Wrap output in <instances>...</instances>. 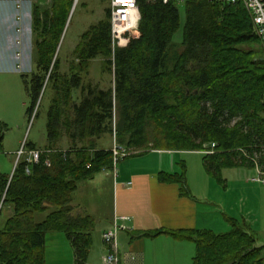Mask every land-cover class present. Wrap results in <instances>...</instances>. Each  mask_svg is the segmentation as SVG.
I'll list each match as a JSON object with an SVG mask.
<instances>
[{"label": "trees", "instance_id": "obj_1", "mask_svg": "<svg viewBox=\"0 0 264 264\" xmlns=\"http://www.w3.org/2000/svg\"><path fill=\"white\" fill-rule=\"evenodd\" d=\"M137 5L138 36L127 47L112 50L108 8L104 19L81 35L73 51L78 62L64 75L58 47L72 1L34 7L36 67L25 81L32 102L27 113L42 91L52 90L47 144L41 148L50 152L29 166V174L24 162L11 177L0 174V213L9 214L0 227V264H45L46 236L55 232L66 236L75 264L86 263L94 220L74 216L71 202L79 183L113 170L111 150L99 146L113 131L127 153L122 159L149 150H211L203 165L218 181L223 169L256 163L264 171V50L243 4L184 3L179 43L172 40L180 28L178 4L137 0ZM98 57L113 74V88L81 83L79 72ZM77 90L80 100L74 102ZM64 141L67 147L60 148ZM27 149L37 147L27 144ZM179 163L178 172L159 173L158 179L179 184L180 195L187 196L186 167ZM160 234L192 242V264H264V245L237 220L225 233L158 229L135 236Z\"/></svg>", "mask_w": 264, "mask_h": 264}, {"label": "crops", "instance_id": "obj_2", "mask_svg": "<svg viewBox=\"0 0 264 264\" xmlns=\"http://www.w3.org/2000/svg\"><path fill=\"white\" fill-rule=\"evenodd\" d=\"M50 5L51 0H0V64L6 59H22L27 51H35L36 35L32 30V13L34 7L45 10ZM63 145L67 146V143L64 141ZM37 149L41 148L37 147ZM1 150L3 151V148ZM181 154L188 156L189 162L192 163V169L190 170L188 165L185 172L189 191L187 196L180 195L179 184L160 182L158 179L159 173L178 172L177 163L182 160L179 159ZM11 155H14V151L9 149L5 155H0V174L8 176ZM204 155L203 152L198 151L149 150L139 159L123 160V163L118 165L116 173L112 170H103L91 179L79 183L71 202L72 214L90 216L94 220V229L91 234L92 245L85 264H99L102 256L108 253V247L103 242L102 235L112 231L115 224L124 227L123 230L119 229L116 232L119 264L188 263L191 254L195 251L192 242L176 240L165 234L153 238L135 235L158 229L214 231V228L208 226L207 219L203 217V214L209 211L207 205L214 202L203 201V198H200L201 202H199L191 195L198 192L199 187L201 189V187L213 186V180L203 165ZM134 162H141L143 165L138 166ZM225 180L227 182V177L223 176L222 181L218 182L227 190L229 184H226ZM88 182L99 186L106 184L110 195L109 213L105 220L98 224L92 214L95 210L94 205L90 204L87 207L84 204L85 191H82V188ZM199 205L204 207L201 209ZM229 206L226 208L227 213L222 214V220L217 221L223 229H230V222L237 220L253 235L264 232L256 227L257 223L253 224L249 221L251 218L246 220L233 216L234 208L231 204ZM95 231L97 238L94 237Z\"/></svg>", "mask_w": 264, "mask_h": 264}, {"label": "rangeland", "instance_id": "obj_3", "mask_svg": "<svg viewBox=\"0 0 264 264\" xmlns=\"http://www.w3.org/2000/svg\"><path fill=\"white\" fill-rule=\"evenodd\" d=\"M178 7L180 10V28L173 36L172 40L175 43L181 42L182 27L185 21L183 4H178ZM108 8L109 3L107 0H80L77 2L71 12L58 48V56L60 58L59 72L61 75L68 74L69 65L78 62L73 51L79 43L81 35L92 26L97 25L100 20H103ZM35 62L36 55L35 51L32 50L27 51L22 59H6L0 64V137L3 148V151L1 150L2 148L0 149V155H5L8 149L14 151V155L10 156L11 164L8 173L10 177L16 163L17 152L21 148L26 150L27 144L31 143L43 148L47 142V114L52 104V90L42 91L31 114L27 113L32 102L26 90L25 81H30L35 71ZM102 63V58L98 57L89 62L86 70L79 72L81 83L84 87L90 85L103 90L110 87L113 88V74L103 70ZM73 100L74 102H79L80 92L78 90L74 92ZM99 146L111 150L113 147L112 136L103 137L102 142H99ZM61 147L66 148L67 146L61 144ZM141 155L143 154L119 159L115 171L117 172L118 165L123 163V160L139 159ZM179 159H182L179 161L184 162L182 164L185 167L189 165L190 170L192 169V163L189 162L188 156L181 154ZM134 163L138 166L143 165L141 162ZM177 165H180V163ZM179 167H177L178 171ZM223 170L226 171L223 172ZM223 170L220 176L221 179H223V176L227 177V182L225 180L226 184H229L227 190L223 185L220 186L218 180L212 178L213 186H205L201 187V189L199 187L198 192L191 194L199 202H201L200 198H203V201L214 202L207 205L209 211L206 212L207 214H203V217L209 222L208 226L214 228L213 232L215 233L227 232L229 228L223 229L220 224H217V221L222 220V214L226 212V208L231 204L234 208L233 216L246 220L251 218V220L249 219L250 222L253 224L257 223L256 227L264 230V184L252 182L253 179L259 178L257 170L248 167H235ZM90 183L92 182H88L82 188V191H85L84 204L87 207L90 204L94 205L95 210L92 214L98 224L100 221H104L109 213L110 195L107 192L106 184L99 186ZM203 207L204 205H199V208L202 209ZM46 214L47 212L36 214L35 221L41 222ZM8 215L7 210L3 209L0 213V225L3 224ZM94 235L97 238L96 231ZM254 236L259 245H264V232L256 233ZM45 246V264H73V248L63 233L47 234ZM193 256L194 251L191 254V259L185 264H192ZM99 264H102V262Z\"/></svg>", "mask_w": 264, "mask_h": 264}, {"label": "built area", "instance_id": "obj_4", "mask_svg": "<svg viewBox=\"0 0 264 264\" xmlns=\"http://www.w3.org/2000/svg\"><path fill=\"white\" fill-rule=\"evenodd\" d=\"M75 5L80 0H72ZM109 3L110 12V37L112 50L116 48H125L128 46L131 39L138 36V24L140 14L138 10L137 0H107ZM173 1L175 4H184L194 2L196 0H162L163 3ZM210 3L220 4H234L240 1L250 15L254 32L258 36L261 46L264 50V2L262 0H207ZM262 101L264 103V92ZM113 147L112 152V166L115 172V167L119 159L127 155L126 151L119 146L115 141V133H112ZM207 149V147L205 146ZM50 151L42 149H24L21 148L17 152L16 163H26L25 173L29 174V166L37 164L43 154H48ZM204 154H211L212 151L205 150ZM44 165L49 166L50 163L47 159L44 160ZM254 168L257 170L259 178L253 179L252 182L264 184V171H262L255 163ZM124 227H119L116 224L112 231L103 233L102 240L108 247V253L102 256V264H119L120 257L116 245V232Z\"/></svg>", "mask_w": 264, "mask_h": 264}, {"label": "water", "instance_id": "obj_5", "mask_svg": "<svg viewBox=\"0 0 264 264\" xmlns=\"http://www.w3.org/2000/svg\"><path fill=\"white\" fill-rule=\"evenodd\" d=\"M262 1L264 2V0H262ZM74 7H75V3L73 2V3H72V7H71V11H70L69 16H68V19H67V23H66L65 28H64V32H65V30H66V27H67V24H68V21H69V18H70L71 12H72V10H73ZM64 32H63V35H64ZM63 35H62V38H63ZM62 38H61L60 42L62 41ZM58 48H59V47H58Z\"/></svg>", "mask_w": 264, "mask_h": 264}]
</instances>
